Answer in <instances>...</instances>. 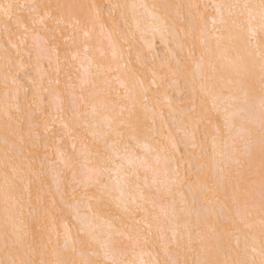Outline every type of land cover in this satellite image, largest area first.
<instances>
[{
  "label": "snow or ice",
  "instance_id": "1",
  "mask_svg": "<svg viewBox=\"0 0 264 264\" xmlns=\"http://www.w3.org/2000/svg\"><path fill=\"white\" fill-rule=\"evenodd\" d=\"M146 7L137 4L110 5L107 15L116 29H109L106 33L104 17L95 4L0 0V25L8 37L4 49L5 103L0 114L8 127H11L10 121L18 122L12 136L20 143L24 142L23 122L16 113L22 111L18 99L21 91L19 79L25 63L21 53H26L29 61L35 54L37 60L46 57L49 67L55 64V79H49V88L44 89L42 82L37 88V82L31 81L34 91L32 103L28 105V128L29 139L33 134L35 136L33 147L36 151L30 153L26 163H5L4 166L3 184L0 185L3 199L0 236L8 258L0 260V264H264V0H258V3L163 6L165 9L175 7V15L147 12L148 26L153 31H159L162 36L164 32L174 33L181 48L184 47V41L191 43L188 49L190 58L195 57L198 43L200 59L194 61L195 69L191 72L182 67L179 60L175 66L169 61L167 64L161 63L157 68L155 58L150 64L148 57L139 51L135 60L138 68L129 67L131 60L124 62L125 54L120 41L130 46L131 40L136 38L133 26L136 31H141L137 10ZM156 7L153 5V8ZM184 8L188 9L187 14L181 11ZM209 8L211 14L208 13ZM117 11L119 20L127 30L117 25ZM129 17L132 24H129ZM97 27L100 30L99 36L107 39V49L104 48V40L96 38ZM224 32L228 33L227 39L230 42L244 46L237 50L235 58H230L226 50H222ZM253 42L259 48L262 84L258 101L261 164L258 173L249 165L246 177L237 179L232 185L224 225L225 235L231 234L233 230L243 235V257L221 259L223 249L219 245H209L198 231L195 232L197 239H194L192 226L179 223L175 190L187 186L195 203L201 176L207 169L218 166L219 181L226 186L231 183L233 166L243 167L237 158L236 145L238 140L248 144L253 140L255 130L250 126L252 121L249 113L255 106V97L243 84L239 88L233 87V80L226 78L224 72L235 65L237 60L252 58L256 62L255 51H249L247 47L253 45ZM146 47L150 52L151 43L147 42ZM13 53L20 59L14 60ZM62 72L67 77L64 82V92L69 97L67 106L61 102L54 115L47 113V109L37 107L33 110L38 104L41 89L49 95H62L59 88ZM180 76L185 77L188 85V95L181 100L187 107L174 108L171 100L168 101V107L173 121L183 133L182 137H173L167 143L157 142L156 147L145 142L142 145L144 155H137L129 141L138 142L137 133L143 125L138 121L133 128L125 121V112L131 113L139 106L145 113H154L160 102V89L165 85L175 86L176 78ZM53 84L55 89L51 87ZM24 91L27 95L28 90ZM9 100L12 103H8ZM209 100L215 116L207 109ZM213 119L217 123L213 128L212 157L209 160L205 146L207 135L201 137L200 126L206 120L211 123ZM56 123H60L65 130L64 134L73 136V139L79 135V153L76 152L75 143L72 144L71 155L61 151L62 144L54 140L49 144L51 137L47 133L52 131ZM39 129L43 130V134ZM89 135L94 144L102 141L105 148L101 150L95 147L93 150L88 143ZM5 143H8L7 139ZM181 144L184 145L183 152L187 154L181 157L187 164L183 174L179 167L180 161L176 160ZM41 147L44 150L42 160L39 154ZM196 148L200 151L196 152ZM49 152L54 158L49 157ZM37 163L39 167H36ZM174 163L177 166L173 167ZM111 165H115L114 171L118 177L115 185L104 183L101 179L105 173L113 170ZM50 173H53L56 194L62 205L60 212L69 210L76 221L72 227L63 223L62 216L54 214L57 212L55 197L51 206L41 202L39 193ZM161 174L166 178L164 181L159 179ZM193 175L196 176L195 181ZM236 175L241 174L237 172ZM34 183L38 185L37 207L32 208L33 212L39 214L38 246L35 244V236L31 243L27 242L29 232L21 227L25 193L28 194L31 207V186ZM169 199L171 204L167 205L165 202ZM109 202H115L118 208L123 206L133 218L139 212L144 213L142 221L135 222V235H125L110 225L105 227L102 223L103 209ZM169 207L171 212L168 211ZM82 208L87 209L83 214ZM61 225L62 248L59 245L61 233L58 230ZM154 227L158 233L159 247L166 258L162 261L155 258L144 260L141 248L139 261L128 259V255L134 254L137 247L148 243ZM212 230L216 231V228ZM239 249L240 236H237V255ZM190 254L192 258H189ZM147 255L151 257L152 254L149 252Z\"/></svg>",
  "mask_w": 264,
  "mask_h": 264
},
{
  "label": "bare ground",
  "instance_id": "2",
  "mask_svg": "<svg viewBox=\"0 0 264 264\" xmlns=\"http://www.w3.org/2000/svg\"><path fill=\"white\" fill-rule=\"evenodd\" d=\"M20 3L24 2H33V0H19ZM40 3H52V4H66V5H90L95 4L98 5L100 11L104 17L105 23V32L109 29H116V25L113 24L111 18L108 17L107 12L108 8L112 4H137V5H146V9L141 8L137 10L138 18L141 21V31H136L133 26L132 30L135 32V39L131 40L130 46L129 44L120 43L123 45L124 49V62L128 60L132 61V64L129 65L130 68L137 67L135 64L137 52H142L144 55L148 57V61L151 64L153 62V58H155L154 63L157 68L161 65V63L167 64L169 61L172 62L173 66L177 60L181 61V66L186 67L189 72L195 69L194 61H199L200 53H199V45L197 43V51L195 57H189L188 49L191 47V43L188 41H184V47L181 48L178 46L176 39L174 38V33L169 34V32H164L163 36L159 31H153L152 27H149V20L147 17V12H157L159 15H175L176 8L172 7L169 9H165L163 6L166 5H188V4H200V5H212L215 3H258V0H38ZM153 5L158 7L153 8ZM79 11V10H74ZM184 14H187L188 9L184 8L181 10ZM203 12L204 9L201 8ZM208 13L211 14V8H209ZM116 22L120 28H125L123 22L119 20V12H116ZM129 24H132L131 17H129ZM125 30H127L125 28ZM99 27L96 29V38L104 40V48L107 49L108 42L104 37L99 36ZM183 34H181L182 36ZM224 39L222 41V50H226L227 55L230 58L236 57V52L238 49L243 48V45L230 42L227 39L228 33H222ZM8 37L4 34L3 26L0 25V109H2L5 103L4 92L5 89L3 87V75H4V49L7 47ZM160 45L161 52L159 53V49L156 46ZM95 43V39L93 41ZM151 43V51L149 52L146 47V43ZM249 51H255L256 62L254 63L252 58H247L244 61H239L235 63V65L228 67L224 75L226 78H230L233 80V87L239 88L241 84L244 85L245 89H250L253 92L255 97V106L250 110L249 119L252 121L251 127L254 128L255 134L251 144L246 143L244 140L237 141V158L240 159L243 167L233 166V175L230 177L231 183H228L226 186L222 185L219 181V177L217 175L218 166L210 167L205 171V173L201 176V183L198 186L199 193L196 197V202L193 203L192 193L188 190V187L185 186L183 188H178L175 190V200H176V211L177 215L180 217L179 223L183 225L184 223H189L193 229V238L197 239L195 236V232H200L201 235L205 237L206 242L209 245L216 246L219 245L223 251L221 254V259H236L243 257V235L240 233H235L234 230L231 234L225 235L224 225L226 223L227 214L230 206V197L232 195V185L235 184L237 179H243L246 177L247 172L249 170V165L252 170L258 173L260 168V124H259V96L261 94V73L258 62L259 57V48L256 46L255 42L253 45L247 46ZM24 58L25 69L20 73L19 84L21 86V91L19 93V102L22 108L20 113H16L20 120L23 122V136L24 142L20 143L15 137L12 136L13 130L17 126V121H10L9 124L11 127H8L4 123V117L0 114V185L3 184V170L5 163L10 164H22L26 163V158L30 156V153H34L36 149L33 147V143L35 141V136L33 134L32 138L29 139V128H28V114L29 109L28 105L32 103L33 97V88L31 85V81L35 80L37 82V88H39L40 83L42 82L43 88H49V79H55V64L52 67H49V62L46 57L37 60L35 54H33V59L31 61L28 60L26 53H21ZM97 58H99V52L96 53ZM14 60H19L20 57H16L13 53ZM184 60H183V59ZM61 59H63V52L61 53ZM206 63V61H205ZM163 74V73H161ZM22 77V78H21ZM190 78V77H189ZM22 79L24 81H22ZM67 77L62 72L60 75L61 84L59 86L62 95L59 97L55 95H49L48 92L43 91L42 89L38 93V104L34 106L33 110L37 107L41 110L47 109V113L55 114V110L57 106L63 102L65 106H67L69 97L67 93L64 92V82ZM177 83L173 87H168L165 85L164 88L160 89L159 94V104L155 108V112L149 111L147 113L143 112L142 109L137 106L131 113L126 111L124 114V119L126 122L130 123L133 128L136 127L138 121L143 127H141L140 131L137 133V141H129V143L133 146V151L139 155H144V149L142 145L145 142L150 143L153 147L157 146V142L167 143L169 139L181 138L183 133L179 130L178 125L173 121L172 116L170 115L168 101H172V106L175 107H187L186 104H182V94L185 92L186 96L188 95V85L186 83V79L184 76L177 77ZM115 84V81H114ZM29 85V86H28ZM30 87V89H29ZM53 89L56 86L51 85ZM25 89H27V95L25 94ZM153 91H156L153 89ZM166 93V95H165ZM242 94V93H241ZM8 103H12V101H8ZM199 103V100L197 101ZM130 107V106H129ZM207 109L211 112L213 116L216 115L214 111H212L211 101L207 102ZM153 119L155 123L153 124ZM35 123V120H33ZM217 121L213 119L211 123L207 120L204 124L200 126V134L203 137L205 134L207 135V143L206 149L208 152V159L211 160L212 157V134L213 128L215 127ZM145 128L147 130H145ZM207 130V131H206ZM42 132L43 130L39 129ZM65 130L62 128L60 123H56L52 131L48 132L47 135L51 137L49 140V144L51 145L52 141H56L57 143L62 144L61 151H64L68 154H73L72 144L75 143L77 145L76 152L79 153L81 151L80 147V139L79 135L73 139V136L64 134ZM8 140V143H5V140ZM15 141V142H14ZM111 141H109L110 143ZM43 143V141H41ZM88 143L90 147H99L101 150L105 148V145L102 141H98L94 144L92 136H88ZM231 143V142H229ZM180 151L176 154V160L180 161L179 167L181 169V173L187 169V164L181 159L182 155L186 157V153L183 152L184 145L181 144ZM196 152H199L200 149L196 148ZM251 153V156L249 155ZM40 159L42 160L44 157V150L41 147L39 149ZM49 157H52V153L49 152ZM119 163V161H117ZM177 166L175 163L173 167ZM36 167H39L37 163ZM110 168L113 170L105 173L101 179L104 183H110L115 185V181L118 179L114 168L115 165H111ZM239 172L241 175L237 176L236 173ZM53 173H50L46 178V182L43 185L42 190L39 195L42 203H47L48 206H51L53 198L56 200L57 212L55 215L62 216L63 223H68L69 227H72L76 224V221L72 218L69 213V210L64 209L63 212H60L62 205L59 203V196L56 194V184L52 178ZM143 178V175H141ZM34 179V178H33ZM159 179L164 181L166 178L161 174ZM193 181L196 180V176H192ZM258 175H257V192H258ZM37 187L38 185L34 183L31 186V199L32 205L31 207L28 204V194L25 193V206L23 210V224L21 227H24L28 232L29 236L27 238V242L31 243L33 241V236H35V244L38 246L40 243V234L37 229L40 226L39 223V214L38 212H33L32 208H36V199H37ZM257 201L259 199L257 195ZM167 205L171 204V199L165 202ZM94 210H95V202H93ZM151 206L149 205V208ZM219 208V209H217ZM183 210V211H182ZM86 208L81 209V213L86 212ZM159 212V208H157ZM168 211L171 212V208H168ZM234 213V210H233ZM69 214V215H68ZM144 213L139 212L133 216L126 212L123 208L117 207L115 202H109L103 209L102 223L105 224L107 228L109 225L114 230H118L124 232L125 235L131 233L135 235L136 232V221H142V217ZM72 218V222L71 221ZM151 220V217H149ZM197 220L199 221L197 223ZM3 221V199L2 194H0V224ZM59 223V221H58ZM175 223V222H174ZM143 227V224H141ZM213 227L216 228V231H213ZM61 233L59 245L63 247V227L62 225L58 228ZM73 232H75V228H73ZM169 236L170 232L167 233ZM237 236H240V249L239 255H237V251L235 250ZM45 243L47 242V237H44ZM53 240H56L55 235H53ZM127 244V241H125ZM160 241L158 238V233L155 231V227L153 229L152 234L148 237V243L142 244L137 247L134 254L128 255V259H135L139 261L141 259V248L143 249V259L150 260L155 258L157 260L165 259V255L163 250L159 247ZM151 252V257L147 255V253ZM175 250L173 249V255ZM6 257L4 252V244L2 236H0V260H5ZM189 258H192L191 254ZM38 259V258H37Z\"/></svg>",
  "mask_w": 264,
  "mask_h": 264
},
{
  "label": "rangeland",
  "instance_id": "3",
  "mask_svg": "<svg viewBox=\"0 0 264 264\" xmlns=\"http://www.w3.org/2000/svg\"><path fill=\"white\" fill-rule=\"evenodd\" d=\"M158 43H157V41H156V46H157V48L159 49V53L161 52V49H160V45H157ZM183 59V58H182ZM184 60V59H183ZM22 78V77H21ZM22 81H24L23 79H22ZM29 86V85H28ZM29 89H30V87H29ZM186 93L185 92H183V94H182V97H185L186 95H185ZM217 209H219V208H217ZM69 215V214H68ZM71 221H72V218H71ZM72 222H74V221H72ZM75 223V222H74Z\"/></svg>",
  "mask_w": 264,
  "mask_h": 264
}]
</instances>
